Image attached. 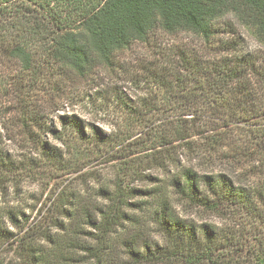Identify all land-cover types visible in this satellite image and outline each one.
Returning a JSON list of instances; mask_svg holds the SVG:
<instances>
[{"label": "trees", "instance_id": "16d2710c", "mask_svg": "<svg viewBox=\"0 0 264 264\" xmlns=\"http://www.w3.org/2000/svg\"><path fill=\"white\" fill-rule=\"evenodd\" d=\"M17 1L18 12L11 9L0 20V53L18 59V72L1 73L0 86L26 91L19 125L54 164L63 163L65 152L41 139L49 110L26 90L37 86L43 62L85 75L158 28L193 34L199 42L180 44L170 65L151 68L161 88L184 99L180 114L165 118L157 141H182L194 157H156L165 179L150 176V188L101 187L85 198L62 191L44 221L27 218L20 227V264H152L161 255L180 264H264V0H0V9ZM251 40L258 49L250 48ZM60 119L82 131L77 116ZM195 137L203 143L197 146ZM204 151L206 161L195 164ZM178 205L224 217L228 225L198 226L179 214ZM152 228L165 246L146 234ZM0 234L12 232L0 224Z\"/></svg>", "mask_w": 264, "mask_h": 264}, {"label": "rangeland", "instance_id": "374dc122", "mask_svg": "<svg viewBox=\"0 0 264 264\" xmlns=\"http://www.w3.org/2000/svg\"><path fill=\"white\" fill-rule=\"evenodd\" d=\"M11 9L18 12V1L8 5L7 9H0V20L10 17ZM62 11L66 12L67 8ZM15 32L16 29H12V33ZM197 41L193 34H170L158 28L149 40H135L116 50L109 63L98 62L85 75L43 62V73L37 86L26 90L34 103L49 110L41 139L65 152L61 165L54 164L25 138L17 114L26 91L13 88L11 84L0 86V224L12 232L6 237L0 234V264H20L18 238L23 234L20 227L27 218L29 222L44 221L62 191L85 198L96 197L101 187L112 190L119 185L150 188L154 185L150 176L165 179L164 167L158 159L155 161L156 157L166 153L173 157L182 153L194 157L195 153H189L182 141L169 145H159L157 141L159 132L165 127V118H176L184 99L161 88L153 80L151 68L170 65L177 46L182 43L194 46L199 44ZM248 44L251 49L259 48L258 42L253 40ZM17 72L18 59L0 53V74ZM51 96L54 101L44 103ZM56 103L59 110H56ZM152 105L157 108L150 109ZM62 115L77 116L82 122V131L73 125H64L60 119ZM95 127L108 136L107 141L97 137ZM58 136H62L63 141L58 140ZM195 138L197 146L203 143V139ZM188 158L184 159L185 164L190 162ZM200 158L206 161L208 154L204 151L193 162H201ZM220 166L221 163L215 170L219 171ZM137 199L139 197L129 201ZM98 201L102 200L98 198ZM128 209L132 214H139ZM9 211L17 214L14 223ZM178 212L198 226L209 223L225 229L229 222L224 217L196 212L181 205H178ZM143 220L151 226L146 217ZM146 234L165 246V239L154 228ZM234 260L242 262L243 259ZM152 264L180 262L161 255Z\"/></svg>", "mask_w": 264, "mask_h": 264}]
</instances>
